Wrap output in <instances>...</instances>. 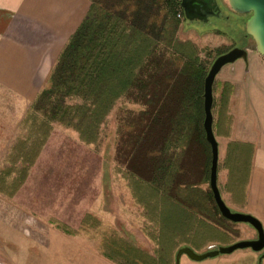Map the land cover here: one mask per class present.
<instances>
[{
    "label": "rangeland",
    "instance_id": "obj_1",
    "mask_svg": "<svg viewBox=\"0 0 264 264\" xmlns=\"http://www.w3.org/2000/svg\"><path fill=\"white\" fill-rule=\"evenodd\" d=\"M221 3V17L211 23L189 21L180 14L170 44L158 47L164 46L166 55L193 58L206 70L215 56L232 47L248 42L252 50L253 41L244 32L248 14L231 11L226 0ZM262 70L264 60L253 51L245 61L238 58L223 65L213 79L212 131L218 143L220 190L231 102L235 100L240 135L254 137L261 131L248 95L235 91L228 79ZM33 101L0 88V264H55L59 255L65 261L66 256L85 257L74 244L94 245L97 254L119 264H174L176 249L186 246L183 242L227 239L205 223L228 225L207 196L208 172L182 166L171 144L165 153L171 165L161 181L147 180L128 166L127 120L145 108L141 102L124 95L116 98L87 141L33 109ZM249 159L246 147L242 168H248ZM175 168L180 169L177 185ZM62 243L71 245L58 252Z\"/></svg>",
    "mask_w": 264,
    "mask_h": 264
},
{
    "label": "trees",
    "instance_id": "obj_2",
    "mask_svg": "<svg viewBox=\"0 0 264 264\" xmlns=\"http://www.w3.org/2000/svg\"><path fill=\"white\" fill-rule=\"evenodd\" d=\"M178 11L179 0H89L33 109L89 141L112 102L124 95L145 106L127 120L125 156L134 172L161 181L171 165L165 155L171 144L182 166H200L207 175L209 147L201 126L206 69L158 47L173 39ZM179 172L175 168L174 184ZM207 196L219 218L230 222L219 215L210 190Z\"/></svg>",
    "mask_w": 264,
    "mask_h": 264
},
{
    "label": "crops",
    "instance_id": "obj_3",
    "mask_svg": "<svg viewBox=\"0 0 264 264\" xmlns=\"http://www.w3.org/2000/svg\"><path fill=\"white\" fill-rule=\"evenodd\" d=\"M88 5L89 0H0V88L22 101L32 102L44 87L60 50L84 17ZM253 51L248 50L247 56ZM262 73L254 71L244 77L238 73L228 79L235 91L238 89L243 91V96L248 95L261 131L254 137L240 135L233 112L235 100L232 101L229 134L224 138L226 174L222 190L219 187L218 190L229 208L255 217L264 234V70ZM246 147L250 150V159L248 168L244 169L241 160ZM205 223L225 234L227 239L209 238L196 245L183 242L198 253L217 245L256 237L255 230L247 223L219 225L208 220ZM70 245L58 244V252ZM74 245L86 256L77 259L66 256L65 261L63 255H59L55 264H119L112 258L97 254L94 245ZM261 253L241 248L198 261L180 255L178 264H264Z\"/></svg>",
    "mask_w": 264,
    "mask_h": 264
},
{
    "label": "water",
    "instance_id": "obj_4",
    "mask_svg": "<svg viewBox=\"0 0 264 264\" xmlns=\"http://www.w3.org/2000/svg\"><path fill=\"white\" fill-rule=\"evenodd\" d=\"M226 2L229 8L237 13H249L248 17L244 21V32L252 39L253 50L264 60V0H226ZM192 3H200V9L192 8ZM179 6L186 20L197 19L205 21L206 17L212 14L210 10L214 4L212 3V0H179ZM246 57V49L232 47L225 52L218 54L211 61L202 81L201 98L203 116L201 126L204 134V140L209 147L207 184L219 215L230 222L247 223L255 230L256 237L254 239L238 240L224 246L212 247L199 253L194 252L187 246H182L177 248L174 253V264H178L179 257L182 254L191 260L198 261L216 256L217 254H227L235 249L241 248H249L253 251H262L261 256H264V234L260 222L250 214L231 211L222 200L216 185L218 146L212 131V82L216 73L223 65L232 63L238 58L245 61Z\"/></svg>",
    "mask_w": 264,
    "mask_h": 264
},
{
    "label": "flooded vegetation",
    "instance_id": "obj_5",
    "mask_svg": "<svg viewBox=\"0 0 264 264\" xmlns=\"http://www.w3.org/2000/svg\"><path fill=\"white\" fill-rule=\"evenodd\" d=\"M212 3L214 4V6L211 8V15H209V16H207L206 17V20L205 21H201V20H197V19H193V20H195V21H199V22H201L202 24H207V23H211V19L212 18H218V17H221V5H222V3H221V0L219 1V0H212ZM191 7L192 8H194V9H200V7H201V5H200V3H192V5H191ZM230 9V8H229ZM231 11H233L232 9H230ZM233 12H235V11H233ZM235 13H237V12H235ZM181 16H183V13H182V10H181ZM245 14V13H244ZM246 14H248L249 15V13H246ZM248 15H247V17H248ZM184 17V16H183ZM246 17V18H247ZM189 21H192V20H189ZM246 36H247V38H250V36L249 35H247L246 34ZM246 39V38H245ZM251 39V38H250ZM246 43V42H245ZM243 44L240 48H244V49H246L247 51L249 50L248 48H247V46H246V44L248 43H246V44Z\"/></svg>",
    "mask_w": 264,
    "mask_h": 264
},
{
    "label": "built area",
    "instance_id": "obj_6",
    "mask_svg": "<svg viewBox=\"0 0 264 264\" xmlns=\"http://www.w3.org/2000/svg\"><path fill=\"white\" fill-rule=\"evenodd\" d=\"M180 16V12H176V17H179Z\"/></svg>",
    "mask_w": 264,
    "mask_h": 264
}]
</instances>
